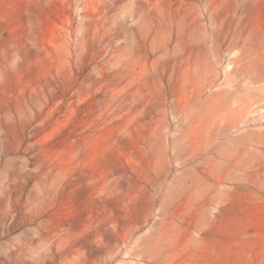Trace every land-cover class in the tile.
<instances>
[{"label": "rangeland", "instance_id": "rangeland-1", "mask_svg": "<svg viewBox=\"0 0 264 264\" xmlns=\"http://www.w3.org/2000/svg\"><path fill=\"white\" fill-rule=\"evenodd\" d=\"M0 264H264V0H0Z\"/></svg>", "mask_w": 264, "mask_h": 264}]
</instances>
